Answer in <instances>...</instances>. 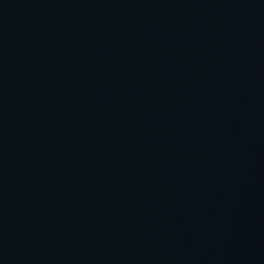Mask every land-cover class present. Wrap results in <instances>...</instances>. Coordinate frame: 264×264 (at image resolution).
Masks as SVG:
<instances>
[{"label":"water","instance_id":"1","mask_svg":"<svg viewBox=\"0 0 264 264\" xmlns=\"http://www.w3.org/2000/svg\"><path fill=\"white\" fill-rule=\"evenodd\" d=\"M0 264H264V0H0Z\"/></svg>","mask_w":264,"mask_h":264}]
</instances>
